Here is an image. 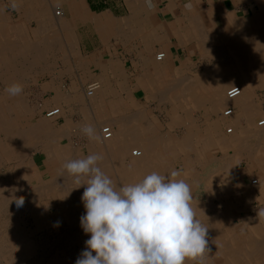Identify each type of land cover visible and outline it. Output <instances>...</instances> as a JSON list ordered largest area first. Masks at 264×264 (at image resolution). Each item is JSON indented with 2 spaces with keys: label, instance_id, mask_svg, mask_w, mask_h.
Instances as JSON below:
<instances>
[{
  "label": "rangeland",
  "instance_id": "obj_1",
  "mask_svg": "<svg viewBox=\"0 0 264 264\" xmlns=\"http://www.w3.org/2000/svg\"><path fill=\"white\" fill-rule=\"evenodd\" d=\"M53 5L57 6V4ZM4 6L7 8V12L10 14L11 10L8 7L7 0L4 1ZM16 17L17 16H15L14 18L16 19ZM55 22L58 21L55 20ZM31 23L32 22L26 23L29 29L22 31L25 32L26 35L28 34L30 43L27 48H25V46H22V43L20 44V46H14L16 45L14 41L16 39L14 38L12 33L8 36L5 34V37L0 40V56H2L1 52L3 53L7 50V48L9 50L16 49V54L22 52L20 48L25 50L29 49L28 55L34 58V64L36 67V78H30L29 80H27V82H25L27 84L25 85V87H23L22 94H20L19 96H10L6 95L5 91H3V88H1V70L3 64L1 65L0 60V115L5 116V118H3V121L4 123H6V128H12V121L17 120V114L20 115V121L18 122H22L21 124L24 125L22 126L23 128L25 127V129H28L31 126L34 127L35 124L34 130L36 134H34V137L32 138L35 140H33L31 144L28 143L24 147V151L26 150L25 155H29L30 162L36 163L35 169L39 178L37 180L33 179L30 182L36 189L35 194L38 193V197L35 194L34 196L30 192V195L27 194L26 186H28V182L22 181L20 176L15 173L14 148L6 146V142L4 140L6 133L4 132V130L1 131L0 129V188H2L0 190V201L2 202L0 203V236L2 234L1 237L4 238L1 239L0 237V246L2 245L0 247V264H75V261L80 257L81 253L86 250V241L90 238V234H85L83 228L81 227L80 217L82 216V214H76L75 212H73V214L70 215L69 205L74 201V199L75 202L79 201V198L81 197V190H83V188L85 187L81 186V189L80 184L77 185L76 180L72 181L74 183L70 182L71 179L69 177L72 176H67V178H64V180L60 179L61 182L59 181V179L58 182L56 180L57 184L59 182V184H63H58V187V185H56V182H54L55 180L52 178L54 176L51 171L57 172L59 168L60 171L65 170L63 168V165L60 164L62 163V161L57 158L59 157L58 155L61 156V154L59 153H64L68 155V157L70 156L71 160L87 157L89 146H91L92 143L101 141V137L99 134L100 127L110 125L114 131V135H117L120 130L123 129L119 126L124 123L123 121L128 120L129 115L132 117L129 118V120H131H128V123L125 124L124 129H126V134L139 141L142 140L146 145L148 143L150 153L148 152V155L145 157L146 161L143 165H141L140 170L138 168L135 171L133 170V172H131L129 176L127 174V176L129 177L128 181H126L127 184L121 183L122 181L118 177L119 172L116 173V171H114L115 168L113 169V185L117 189L125 185L134 184L133 181H131L132 175H134L133 178L136 176L137 179L140 176L139 180L136 179V182H140L145 176L151 174L152 172L169 176L173 170L178 171L180 175L178 177H175V179H183L190 185L191 194L193 196L191 204L196 205V219L203 223L201 221L202 219L211 218V221H215L216 223L212 225L213 227L210 225L209 227L213 229L214 225H217V227L221 229L222 235L228 236L229 234L234 235L235 233L240 236L241 233H246L252 236H256V229L254 228L253 224H251L250 222L245 223L244 225L241 224L243 223L242 220H244V218L249 219V217H246L248 216V214L250 215V218L257 217L256 209L258 208V206H260V203L256 198L253 200L246 199L245 202L243 200L244 203H240V200H238L234 195V197H232L231 199V196L227 194V191L232 186L236 187V184L240 183L242 174L244 176L243 179H247V177L250 179L255 175H263L264 177V168L263 170L262 168L260 170L259 167L253 168L252 166H250L252 163V156L254 158H263L262 160L264 161V133L260 135V140L252 135L253 132L257 129L263 130V128H258L255 125L259 119L264 117V86L254 87L255 93L253 96V110H255L254 112L257 113L252 121V124L248 125L249 123L246 122V115L237 106H223L222 104H218L215 101L214 103H212L205 99L203 100L199 98L200 95L195 96V93L193 91L194 88L192 87H195L196 84L200 83L201 81L210 82L211 80H215L214 77L216 74L215 70L213 71L214 73H211V77H207L208 75L205 74L206 72H208V70H210L209 68H214L213 65H215L216 59L211 51L203 50L202 46L200 45L201 41L205 44L211 45L212 42L210 41L212 40L207 37L199 38L198 31H192L193 33L189 41H182V45L185 44V46L183 50H179V58L177 61L172 62V64L169 65L156 62L154 59L150 65L147 64L148 67H153L145 68V70L142 72L143 77L139 79V86L141 87L139 89H136L134 85H131V65L127 63V61L124 62L123 58H120V60L112 63L111 71H109L108 73L103 72L100 74L94 73L98 72L97 70H95V68L94 70H89L88 63L85 60L83 62L82 72L78 62L68 61V63L66 64L64 62L65 60H62V56L66 58V56L73 54V52L69 47L59 45V42L57 43L56 38H58L57 40H59V36H61L58 27H54V30L50 31H40L37 27L38 25L36 24V22H33L32 24ZM203 24H205V26L208 28L205 29V32L207 34H210L213 31L215 32V30L218 31L219 28L217 27L220 26L216 24L210 25L208 24V22ZM248 24L249 26L252 25L251 28L256 27L251 23ZM10 36L13 38H11ZM38 46L40 51L37 50ZM68 59H70L69 56ZM73 65H78L80 71L82 72L79 77L83 83V86H86L90 82L94 81L100 83V89L93 98H86L82 92L81 87L76 88V91L72 93L69 87L70 81H72V79L70 78L59 79L58 85L60 91H62L63 94L60 95L61 101H64L63 104L49 99V95H45L44 98L40 97V95H37V93L41 89L39 88V90L38 88H36V86H38L39 84L44 85V83L49 82L54 73L71 75L72 70H75V67ZM64 67H68L67 70L69 71L66 72ZM183 72H185L186 75ZM161 75H163L162 78H160ZM86 76H91L92 78L89 79L87 77L88 79H86ZM185 76L190 77H188L186 80ZM180 78H183L184 80L182 79L183 81H180ZM176 79L180 80L177 81ZM175 82H180L179 84L181 85L183 84L182 87L180 85V88L179 84L177 86ZM193 82L196 83H194L195 86ZM157 85L161 86L158 87ZM169 86L170 88H167L168 91L165 90L166 87ZM171 86L174 88V90H171ZM232 86L235 85H229L224 88L223 96L225 98L226 91ZM159 88L162 90L164 88V91H160ZM186 88H188L189 91L185 92L184 89ZM158 90L160 91L159 95L157 94ZM162 92L165 94V98L162 95ZM159 96H161V98ZM156 97L161 100L158 101ZM19 98H21L22 100ZM162 98L164 99L162 100ZM193 99L196 100L194 101ZM13 100H17L18 102L15 101L14 103ZM69 102H71V105L69 104ZM166 105L168 108L166 107ZM12 106L15 108L9 109ZM72 106H74L75 108ZM229 106L234 109L233 114L230 113L232 109L228 111H222L224 108ZM51 107L61 108V113L59 112L58 114H56L53 119H47L44 117V115L46 110ZM59 116L60 118L57 119ZM46 119L51 122L49 123L48 129H45L47 127H44L47 123L45 122ZM148 123L150 124L149 127H147L149 125ZM97 124H100V126L97 127ZM87 125H91L95 128L96 135L100 137L99 140L90 139L86 134L82 132V128ZM229 126L233 128V132L231 134H227L225 132V129ZM52 134L58 137H54ZM145 137L147 138V140H145ZM148 138L151 140H148ZM4 142L5 144L2 146V143ZM46 145L49 147H46ZM254 145H257L255 146L256 148H253ZM117 146V144L113 145V151ZM132 148L140 149L137 146H134ZM250 148L253 150H251ZM109 149H111V147H109ZM45 150L47 152L49 151L48 153L50 154L54 152V154L56 153L58 155L57 157L55 155L52 156L54 157L53 159L51 155L48 154ZM230 153L233 156L230 155ZM238 153L241 155H239ZM113 157L108 158L107 156V161H110V159H114ZM215 157H218V160L214 159ZM219 157H221V159ZM129 158L130 156L125 159L126 168L130 167V163H132L131 158ZM210 167H212L211 169H215L211 171ZM209 173L213 174L214 176L212 175L210 177ZM206 175H208L209 177ZM205 176L208 178H206ZM217 176L219 178L218 181L215 180ZM55 178H57V176ZM73 179L75 178L72 177V180ZM67 180L69 181L66 182ZM83 180L84 179L81 180V183L86 182L85 180L83 182ZM210 181L213 183H211ZM48 182L50 183V185L48 184ZM214 182L221 183L222 186L224 185V188L221 191H210L211 185L215 184ZM51 183H55V185H52ZM45 185L49 186L50 189H47L46 192H43L44 190L41 189V186ZM75 185L77 186V188H80V190L77 189L79 191H76ZM7 186H13L12 189H15L14 192L20 190V195L18 193H14L11 187L7 188ZM52 186L56 188L54 189ZM3 189L4 191H2ZM9 189L11 190V192L9 191ZM258 191L259 190H257L256 194L259 197L257 198H260L264 201V193ZM75 194L78 196V198ZM21 196L24 197V204L22 207H17L15 199ZM30 199L35 200L33 204L34 206L32 205L33 201ZM61 202L63 204L67 203L68 205H61V207L59 208L58 205ZM202 215L206 216L202 217ZM57 221L60 222L59 227H54V224ZM258 222L264 223V219H261L260 217ZM12 227H14L13 230L11 229ZM17 229H19L20 231ZM213 231L214 230H212V234ZM16 235L19 237L18 240L20 242L16 240L19 244H16L17 242H15V237H17ZM69 238L72 240L71 245L70 242H68L70 241ZM236 241L237 243L240 242V237L237 238ZM67 243H69L70 246H73H65L68 245ZM234 245L235 246H233V248L237 249V245ZM67 247L68 249H70L69 251H67ZM71 250L72 253L70 252ZM20 253L22 254L21 256ZM68 254L70 255L68 256ZM214 254V252L211 253L209 250L206 251L203 256L202 264H210L218 259V257L222 258V255ZM187 263L199 264L198 261L185 260L184 264Z\"/></svg>",
  "mask_w": 264,
  "mask_h": 264
},
{
  "label": "crops",
  "instance_id": "obj_2",
  "mask_svg": "<svg viewBox=\"0 0 264 264\" xmlns=\"http://www.w3.org/2000/svg\"><path fill=\"white\" fill-rule=\"evenodd\" d=\"M0 1V40L5 34L8 36L12 33L17 40H14L15 46L22 43L27 48L30 43L28 34L22 32L29 29L26 23L36 22L39 30L46 31L58 26L61 36L56 41L73 52L68 55L70 59L62 56L66 64L68 61L78 62L83 72L82 62L86 60L88 69L95 68L98 72L94 73L100 74L111 71L112 63L123 58L124 62L131 65V85L136 89L141 87L139 79L143 77L142 72L148 67L147 64L153 62L156 54L165 53L166 58L162 61L164 64L170 65L178 60V52L185 46L182 41L190 40L192 31L201 25L199 22L220 25L217 27L219 29L233 30L245 22L253 23L264 12V0H151L152 7H149L147 0H45L48 4L44 0H7L11 10L9 14L4 6L5 0ZM11 3H15L17 7L13 9ZM188 3L191 4V9L184 7ZM53 4H57L61 11L59 22H55L50 17L51 13H48ZM20 50L22 52L16 54V49L7 48L1 53L0 59L4 58L1 88H4L6 95H9L6 92L9 86L19 84L23 88L27 80L36 78L35 60L28 55L29 49ZM73 66L75 70H72L71 75L54 73L49 82L36 86L41 89L37 95L43 98L49 95V99L63 104L60 97L63 94L58 85L60 78L72 79L73 82L70 81L69 84L71 91L75 92L76 88L81 87L83 92L85 86L79 77L82 72L78 65ZM22 68L25 71L19 72ZM64 69L69 71L68 67ZM87 77L92 78L86 76V79ZM14 108L12 106L9 109ZM59 118L60 116L57 119ZM214 183L210 191H221L224 188V185Z\"/></svg>",
  "mask_w": 264,
  "mask_h": 264
},
{
  "label": "bare ground",
  "instance_id": "obj_3",
  "mask_svg": "<svg viewBox=\"0 0 264 264\" xmlns=\"http://www.w3.org/2000/svg\"><path fill=\"white\" fill-rule=\"evenodd\" d=\"M45 1V0H44ZM1 2V1H0ZM47 3V1H45ZM40 3H44L43 1ZM12 4V3H11ZM48 4V3H47ZM41 5V4H40ZM27 6V5H26ZM52 6V5H51ZM66 6V5H65ZM1 7V5H0ZM27 8V7H26ZM51 9V8H50ZM137 9V8H136ZM149 9V8H148ZM147 9V10H148ZM3 10V9H2ZM158 11V10H157ZM208 12H209V9H208ZM48 13H51L50 17L54 15V20H57L58 22L60 21V15H61V11L60 9L58 8V6H52V9L48 12ZM152 14V12H151ZM198 14V12H197ZM5 15V14H4ZM197 16V15H195ZM148 17V16H147ZM194 17V16H193ZM21 19V18H20ZM251 19V18H250ZM8 20V19H7ZM18 20V19H17ZM32 20V19H31ZM199 20V19H197ZM6 21V20H5ZM11 21V20H10ZM191 21H192V18H191ZM3 22V21H2ZM66 22V21H65ZM193 22H196L195 20ZM198 22V21H197ZM237 22V21H236ZM8 23V22H7ZM12 23V22H11ZM43 23V21H42ZM188 23V22H187ZM248 23H251L253 24L254 26H256L255 28H251L252 25L249 26ZM10 24V22H9ZM40 24V23H39ZM199 24H201L200 26L197 27V25H195L197 27V29L195 28L194 32L195 31H198V36L199 38H202V37H207L209 39H211L212 42L211 45H208V44H205L203 43L202 41L200 42L203 50H206V51H211L212 54L215 56V59H216V63L214 66V68H209L210 70H208V72H206L205 74H207L208 76L207 77H211V73H214L213 71L215 70V80H211L210 82H204V81H201L200 83L196 84L195 82H193L194 86L195 87H192L194 88V93H195V96H199V98L201 99H205L207 101H210L212 103L217 102L218 104H222L223 106L224 105H235V107L237 106L247 117V123H249L248 125H251L252 124V121L254 119V117L256 116V113L257 112H254L255 110H253V103H254V93H255V89L254 87H262L264 86V12H262L257 18L256 20L252 23V22H245L244 24L240 25L239 27H237L236 29H229V30H226V29H219L218 31L215 30V32H211L210 34H207L205 31V29H208L205 24L199 22ZM211 24V23H210ZM51 25V24H50ZM65 25V24H64ZM186 25V24H185ZM30 26V25H29ZM53 26V25H51ZM156 26V24L154 25ZM159 26V25H158ZM253 26V27H254ZM38 27V26H37ZM58 27V26H57ZM65 27V26H64ZM157 27V26H156ZM162 27V26H161ZM52 28V27H51ZM163 28V27H162ZM53 29V28H52ZM214 29V28H213ZM48 30V29H47ZM59 30V29H58ZM41 31V30H40ZM44 31V30H43ZM50 31V30H48ZM71 31V30H70ZM158 32V31H157ZM159 33V32H158ZM44 34V33H42ZM47 34V33H45ZM195 35V33H194ZM42 36V35H41ZM44 36V35H43ZM189 36V35H188ZM11 37V36H10ZM16 37V35H15ZM185 37V36H184ZM195 37V36H194ZM1 38V37H0ZM13 38V37H11ZM17 38V37H16ZM191 38V36H190ZM18 39V38H17ZM179 39V38H178ZM20 40V39H19ZM187 40V39H186ZM134 41V40H133ZM17 42V40H16ZM35 42V41H34ZM199 42V41H198ZM58 43V41H57ZM43 44V43H42ZM23 45V44H22ZM15 46V45H14ZM31 46V45H30ZM184 48V47H183ZM200 48V47H199ZM32 49V48H31ZM11 50V49H10ZM35 50V48H34ZM37 50H39V46L37 47ZM40 51V50H39ZM42 51V50H41ZM226 51V52H225ZM129 52V51H128ZM2 53V52H1ZM25 53V52H24ZM36 53V52H35ZM40 53V52H39ZM163 53V52H162ZM29 54V53H28ZM161 53H158L155 55V61L156 62H160L162 63V61L166 58V55L165 53L164 56L161 58V59H158V55H160ZM17 56V55H16ZM1 58V56H0ZM39 58V57H38ZM193 58V57H192ZM4 58L0 59L1 60V65L3 64V60ZM208 59V58H207ZM202 60V59H201ZM200 60V61H201ZM97 61V60H96ZM203 61V60H202ZM213 61V59H212ZM197 62V61H196ZM83 63V62H82ZM164 63V62H163ZM200 64V63H199ZM213 64V63H212ZM48 65V64H47ZM34 66V65H33ZM153 66H150L149 68H151ZM210 67V66H208ZM161 68V67H160ZM43 69V68H42ZM166 69V68H165ZM191 69V68H190ZM193 70V69H192ZM21 71H25V68H22V70H20L19 72ZM151 71V70H150ZM160 71V70H159ZM168 71V70H166ZM165 71V72H166ZM198 71V70H197ZM3 72V70H2ZM4 73V72H3ZM185 73V72H183ZM198 73V72H197ZM168 74V73H167ZM173 74V73H172ZM184 75V74H183ZM186 75V73H185ZM153 77V76H152ZM163 75L160 76V78H162ZM172 77V76H171ZM183 77V76H182ZM186 77V80L188 77L190 76H185ZM218 77V79H217ZM213 78V79H214ZM168 79V78H167ZM174 79V77H173ZM181 79V80H180ZM179 80L180 81H183L184 79L183 78H180ZM183 79V80H182ZM191 79V78H189ZM177 80V79H176ZM177 80V81H179ZM247 80H251V81H247ZM200 81V80H198ZM27 82V81H26ZM92 83V82H90ZM89 83V84H90ZM94 83L97 84V88L95 89V91L93 92V94L91 96H88L87 95V92L85 90V88L83 89V94L85 95L86 98L90 99V98H93L96 93L99 91L100 89V83L99 82H96L94 81ZM180 83V82H179ZM177 82H175V84H178ZM163 84V83H162ZM161 84V85H162ZM159 85V86H161ZM181 84H179V87H180ZM183 85V84H182ZM181 85V87H182ZM229 85H235V86H232L231 88H229L227 91H226V98L223 96V91H224V88L229 86ZM158 86V85H157ZM158 86V87H159ZM175 86V87H177ZM63 87V86H62ZM154 87V86H153ZM163 87V86H162ZM172 87V86H171ZM180 87V88H181ZM187 87V86H185ZM238 88L240 90V93L239 95H237L236 97L234 98H229L228 96V91L232 88ZM6 88V87H5ZM167 88H170L169 87H166L165 90H167ZM184 88V87H183ZM190 88V87H189ZM4 89V88H3ZM64 89V88H63ZM160 89V88H159ZM187 89V90H186ZM184 89L185 92L186 91H189L188 88ZM191 89V88H190ZM264 89V88H263ZM32 90V89H31ZM65 90V89H64ZM162 89H160L161 91ZM171 90H174V88L172 87ZM261 90V89H260ZM258 90V91H260ZM159 90L157 91L158 95H159ZM164 91V88L163 90ZM168 91V90H167ZM180 91V90H179ZM262 91V90H261ZM3 92V91H2ZM1 92V93H2ZM73 92V90H72ZM173 92V91H172ZM184 92V93H185ZM67 93V92H66ZM167 93V92H166ZM183 93V94H184ZM68 95V94H66ZM162 95L164 96L165 98V94L162 92ZM25 97V96H24ZM69 97V96H68ZM161 98V96H159ZM261 97V96H260ZM157 98V97H156ZM162 98V100L164 99ZM198 98V99H199ZM21 99V98H19ZM158 99V98H157ZM197 99V100H198ZM22 100V99H21ZM161 100V99H160ZM158 99V101H160ZM172 100V99H171ZM194 101L196 99H193ZM36 101V100H35ZM174 101V100H173ZM15 102V101H14ZM18 102V101H16ZM105 102V101H104ZM26 104V103H24ZM33 104V103H32ZM37 105V104H36ZM39 105V104H38ZM34 106V105H33ZM77 106V105H76ZM160 106V105H159ZM165 106V104H164ZM163 106V107H164ZM188 106V105H187ZM261 106V105H260ZM74 107V106H72ZM167 107V105H166ZM262 107V106H261ZM31 108V106H30ZM35 108V107H34ZM37 108V107H36ZM75 108V107H74ZM86 108V107H85ZM89 108V107H88ZM168 108V107H167ZM77 109V108H76ZM232 109V111H230V113L233 114V111L234 109L229 106V107H226L224 108L222 111L224 110H230ZM54 111V110H57V113H54L52 116H48L47 115V112H50V111ZM221 110V109H220ZM23 111V110H22ZM61 113V108H51L49 110H47L45 112V115L44 117L47 118V119H53L56 114L58 113ZM182 112V111H181ZM137 113V112H136ZM132 114V113H130ZM259 115V113H258ZM19 114H17V120H13L12 121V128H6V123H4V119L5 116H1L0 115V129L1 131L4 130V132L6 133L5 135V142H6V146L7 147H12L14 148V159H15V173H17L20 178L22 179V181H27L28 182V186H26V189H27V194H29V192L31 194H35V188L33 187V185L31 184V180L33 179H38V175H37V171L35 169V164L33 162H30V157L29 155H25V152L26 150L24 151V147L29 143L31 144L33 142V140L35 139H32L34 137V134L35 133V130H34V127H35V124H34V127H29L28 129H25V127L23 128L22 126H24L23 124H21L22 122H18L20 121L19 119ZM261 116V115H260ZM127 117V116H126ZM132 116L129 115V118H131ZM213 117V116H212ZM262 117V116H261ZM121 118V117H120ZM123 118V117H122ZM128 118V120H129ZM45 122H47L45 124L44 127H47L45 129H48L49 127V120H47ZM113 119V118H112ZM127 119V118H126ZM242 119V118H241ZM128 120L126 121H123L124 123L122 124L121 122V129L120 132L117 134V135H114V131L112 129V127L110 125H106V126H102L100 127L99 129V134H100V137H101V141L99 142H95V143H92L91 146H89L88 150V155L90 154H100L103 159L98 161L97 162V166H99L101 168V170L112 180L113 182V169L115 168L114 171L119 172V175L118 177L120 178V180L122 181L121 183H124V184H127L126 181H128V176L131 174V172H133V170L135 171L136 169L139 168L140 170V167L141 165H143L146 161L145 157L148 155V152H149V146H148V143L147 145L145 144V142H143L142 140H137L135 138H133L132 136H128L125 132L126 129H124L125 127V124L128 123ZM131 120V119H130ZM129 120V121H130ZM226 120V119H225ZM193 121V120H192ZM134 122V121H133ZM242 122V121H241ZM15 123V124H14ZM41 123V122H40ZM103 123V122H102ZM147 123V122H146ZM101 124V123H100ZM100 124H97V127L100 126ZM149 124V123H148ZM147 124V125H148ZM207 124V123H206ZM232 124V123H231ZM243 124V123H242ZM150 124L147 126L149 127ZM233 126V125H232ZM256 127L258 128H263L264 130V117L259 119L257 122H256ZM42 127V126H41ZM135 127V126H134ZM5 128V129H4ZM104 128H109V131H110V134L111 136L106 138L104 136V133H103V129ZM136 128V127H135ZM36 129V128H35ZM151 129V128H150ZM132 130V129H131ZM226 133L227 134H231L233 132V128L232 127H227L225 129ZM263 130L261 129H257L256 131L253 132V136L254 137H257L258 140L260 135H262ZM45 131V130H44ZM43 131V133H44ZM40 132V131H39ZM178 132V131H177ZM239 132V131H238ZM41 133V132H40ZM55 133V132H53ZM2 135V134H1ZM54 136V134H52ZM154 136V135H153ZM52 137V136H51ZM54 137H58V136H54ZM148 137V136H147ZM152 137V136H151ZM146 138V137H145ZM229 138V137H228ZM247 138V137H246ZM47 139H50V138H47ZM53 139V138H52ZM140 139V138H139ZM242 139V138H241ZM256 139V138H255ZM264 139V138H263ZM55 140V139H54ZM120 140V141H119ZM147 140V138L145 139ZM148 140H151L148 138ZM45 141V140H44ZM48 141V140H47ZM50 141V140H49ZM255 141V140H254ZM2 143V146L5 144ZM42 142V141H41ZM120 142V143H119ZM241 142V141H240ZM253 142V141H252ZM256 142V141H255ZM38 144V143H37ZM48 144V143H47ZM117 144L118 146L114 149L113 151V145ZM153 144V143H152ZM217 144V143H216ZM255 144V143H254ZM257 144V143H256ZM264 144V143H263ZM150 145V144H149ZM199 145V144H198ZM230 145V144H229ZM259 145V144H258ZM261 145V144H260ZM34 146V145H33ZM44 146V145H43ZM134 146H137L139 147L140 149H133L132 147ZM175 146V145H174ZM228 146V145H227ZM232 146V145H231ZM255 146L257 145H254L253 148H256ZM32 147V146H31ZM46 147H49L46 145ZM109 147H111V149H109ZM152 147V146H151ZM263 148V147H262ZM162 149V148H161ZM171 149V148H170ZM228 149V148H226ZM241 149V148H240ZM251 149V148H250ZM261 149V148H260ZM12 150V149H11ZM48 150V149H47ZM148 150V151H147ZM166 150V149H165ZM214 150V149H213ZM253 150V149H251ZM256 150V149H255ZM254 150V151H255ZM46 151V150H45ZM151 151V150H150ZM163 151V150H162ZM198 151V150H197ZM237 151V150H236ZM37 152V151H36ZM47 152V151H46ZM49 152V151H48ZM47 152V153H48ZM29 153V152H28ZM139 153V154H137ZM150 153V152H149ZM255 153V152H254ZM27 154V153H26ZM46 154V153H45ZM50 154V153H48ZM47 154V155H48ZM61 154L58 155V154H54V152H52L50 155L51 157L52 156H56L57 155L59 157H57L59 160L62 161V164L67 162L68 160H71V157L69 158L68 155L64 154V153H59ZM239 154V153H238ZM252 154V153H251ZM87 155V156H88ZM230 155H232L230 153ZM241 155V154H239ZM256 155V154H254ZM107 156L108 158H113L114 159H110V161H107ZM130 156L131 158V161L132 163H130V167H125V159ZM233 156V155H232ZM231 156V157H232ZM244 156V155H243ZM201 157V156H200ZM222 157V156H221ZM221 157H219L221 159ZM47 158V157H46ZM54 159V157H52ZM129 158V159H130ZM224 158V157H223ZM233 158V157H232ZM9 159V158H8ZM214 159H217L218 160V157L214 158ZM229 159V158H228ZM263 159V158H262ZM261 158L259 157H253L252 156V163L250 166H252L253 168H258L261 170H263L264 168V161L262 160ZM27 160V161H26ZM45 160V159H44ZM13 161V160H12ZM213 161V160H212ZM233 161V160H231ZM250 161V159H249ZM9 162V161H8ZM218 162V161H217ZM221 163V162H220ZM212 164V163H211ZM225 164V163H224ZM129 166V164H128ZM222 166V165H221ZM161 167V166H160ZM196 167V166H195ZM204 168V167H203ZM212 167H210L211 169ZM225 168V166H224ZM56 169V168H55ZM207 169V168H206ZM215 169V168H213ZM211 169V171L213 170ZM51 171V170H50ZM224 171V170H223ZM164 172V171H163ZM204 172V171H203ZM215 172V171H214ZM222 172V171H221ZM249 172V171H248ZM14 173V175H15ZM53 173V176L52 177L56 182H58V179L60 181V179H63L64 178H67V176H72L70 175L67 170H63V171H60V168L59 170H57V172H52ZM161 173V172H160ZM213 173V172H212ZM218 173V172H217ZM128 174V176H127ZM159 174V173H158ZM163 174V173H162ZM211 174V173H209ZM230 174V173H229ZM9 175V174H8ZM7 176V175H6ZM12 176V175H11ZM57 176V178H55ZM134 175H132V180L133 183H138L136 182L137 180L140 179V176L137 177L135 176L133 178ZM208 176V175H206ZM205 176V177H206ZM229 176V175H228ZM249 176V175H248ZM260 176V178H259ZM259 176H253L252 178H248L247 179H243V174H242V178L240 180V183L239 184H236V187L232 186L231 188L228 189L227 191V194L231 196V199L232 197H236L238 200H240L239 202L240 203H244L246 199H257L258 202L260 203V206H258V208L256 209V218H250V215L248 214V216L246 217H249V219L247 218H244L243 223L241 225H244L245 223H248L250 222L251 224H253L254 228L256 229L255 233H256V236H252L250 234H246V233H241L240 236H238L237 234L234 233V235L232 234H229L228 236L227 235H222V232H221V229H219L217 227V225H214V228L211 229L210 226H212L214 223H216L215 221H211V218H204L202 219L201 221L203 222V226L207 227L208 228V233H207V236H206V239L208 241V249L211 253H215L216 255H222V258H219L216 259L213 263H210V264H264V223H259V219L261 217V219H264V216H258V211L259 210H262L264 209V201L260 198H257L259 197L256 193H257V190H259L260 192H263L264 193V177L263 175H259ZM73 177V176H72ZM72 177H69L71 179L70 182L72 181H75V179L72 180ZM193 177V176H191ZM209 177V176H208ZM206 177V178H208ZM11 178V177H10ZM117 178V177H116ZM230 178V177H229ZM239 178V177H238ZM52 179V181H53ZM69 179V180H70ZM83 179V178H82ZM118 179V178H117ZM137 179V180H136ZM142 179V178H141ZM189 179V178H188ZM218 176L217 178L215 179L216 181H218ZM12 180V179H11ZM66 180V179H65ZM69 180H67L66 182H68ZM229 180V179H228ZM6 181V180H5ZM13 181V180H12ZM47 181V180H46ZM118 181V180H116ZM192 181V180H191ZM225 181V180H224ZM43 182V181H42ZM56 182V185H58ZM69 182V183H70ZM84 182V180H83ZM211 182V181H210ZM221 182V181H220ZM18 183V182H17ZM53 183V182H52ZM51 183V184H52ZM63 183V182H62ZM74 183V182H72ZM120 183V184H121ZM205 183V182H204ZM213 183V182H211ZM226 183V182H225ZM5 184V183H4ZM14 184V183H13ZM48 184L50 185V183L48 182ZM201 184V183H200ZM199 184V185H200ZM221 184V183H220ZM10 185V184H9ZM19 185V184H17ZM52 185H55L52 184ZM59 185H63V184H59ZM58 185V187H59ZM78 185V183H77ZM5 186V185H4ZM3 186V187H4ZM16 186V185H15ZM22 186V185H21ZM20 186V187H21ZM24 186V185H23ZM66 186V185H65ZM72 186V185H71ZM228 186V185H227ZM11 186H7V188H10ZM13 187V186H12ZM11 187V189H12ZM53 187V186H52ZM69 187V186H67ZM76 187V191H79L80 188L75 185ZM83 187V186H82ZM81 187V189H82ZM84 187H86L84 185ZM119 187V186H118ZM208 187V186H206ZM54 188V187H53ZM56 188V187H55ZM54 188V189H55ZM72 188V187H70ZM197 188V187H196ZM203 188V187H202ZM2 188H0L1 190ZM19 189V188H18ZM41 189L44 190L43 192H46L47 189L49 190L50 187L45 185V186H41ZM79 189V190H77ZM13 190V189H12ZM4 191V189L2 190ZM9 191L11 192V190L9 189ZM15 191V189L13 190V192ZM23 191V190H21ZM63 191V190H62ZM83 191H84V188L83 190H81V197H82V194H83ZM204 191V190H203ZM258 191V192H259ZM41 192V191H40ZM42 192V194H43ZM56 192V191H55ZM59 192V190H58ZM75 192V191H74ZM14 193H18L20 195V190L17 192H14ZM48 193V192H47ZM73 193V192H72ZM241 193V194H240ZM38 193H36L35 195L37 196ZM70 194V193H69ZM79 194V193H78ZM194 194V193H193ZM32 195V196H33ZM34 195V196H35ZM76 195V194H75ZM234 195V196H233ZM243 195V196H242ZM47 196V194H46ZM38 197V196H37ZM76 197L78 198V196L76 195ZM80 197V198H81ZM200 197V195H199ZM33 198V197H32ZM80 198H79V201L75 202V199L73 202H71V204L69 205V213L70 215L73 214V212H75L76 214L77 213H80L82 215L85 214V208H84V205L82 203V201H80ZM244 198V199H243ZM12 199V198H11ZM15 199V198H14ZM34 199V198H33ZM73 199V198H72ZM13 200V199H12ZM32 200V199H30ZM70 200V199H69ZM204 200V199H203ZM237 200V201H238ZM244 200V202H243ZM28 201V200H27ZM32 205L34 204V201L35 200H32ZM5 202V201H3ZM7 202V201H6ZM26 202V201H25ZM0 203H2L0 201ZM14 204V202H13ZM26 204V203H25ZM246 204V203H245ZM10 205V204H9ZM61 205H65L67 206L68 204L67 203H60L58 205V207L60 208ZM257 205V204H256ZM262 205V206H261ZM4 206V205H2ZM34 206V205H33ZM57 206V205H56ZM64 206V207H65ZM192 208L194 209V211L196 210V205L195 204H191ZM207 206V205H206ZM218 206V205H217ZM6 207V206H5ZM257 207V206H256ZM4 208V207H3ZM209 208V207H208ZM218 208V207H217ZM252 208V207H251ZM250 208V209H251ZM255 208V206H254ZM7 209V208H6ZM5 209V210H6ZM18 209V208H17ZM198 209V208H197ZM210 209V208H209ZM220 209V208H219ZM218 209V210H219ZM234 209V208H233ZM254 210V209H252ZM4 211V210H2ZM12 211V210H11ZM51 211V210H50ZM213 211V210H212ZM222 211V210H221ZM19 212V211H18ZM211 212V211H210ZM223 212V211H222ZM225 212V210H224ZM4 213V212H3ZM6 213V212H5ZM49 213V212H48ZM52 213V212H51ZM251 213V212H250ZM1 214V213H0ZM4 215V214H3ZM224 215V214H223ZM227 215V214H226ZM14 216V215H13ZM203 216H206V215H202ZM254 216V215H253ZM1 217V216H0ZM255 217V216H254ZM259 217V218H258ZM14 218V217H13ZM197 218V217H196ZM223 218V217H222ZM221 218V219H222ZM217 219V218H216ZM1 220V219H0ZM7 220V219H5ZM4 220V221H5ZM9 220V219H8ZM224 220V219H223ZM234 220V219H233ZM3 221V222H4ZM26 221V220H25ZM211 221V222H210ZM16 222V221H15ZM2 223V222H1ZM221 223V222H220ZM8 224V223H7ZM263 224V225H262ZM10 225V224H9ZM12 225V223H11ZM14 226V225H13ZM18 226V225H17ZM6 227V226H5ZM19 227V226H18ZM213 227V226H212ZM217 227V228H216ZM241 227V226H240ZM3 228V227H1ZM14 227H12L11 229L13 230ZM244 228V226H243ZM22 229V228H20ZM218 229V230H217ZM6 230V229H5ZM19 230V229H17ZM212 230L213 231V234H212ZM7 231V230H6ZM20 231V230H19ZM1 232V231H0ZM3 232V231H2ZM13 232V231H12ZM11 232V233H12ZM224 232V231H223ZM16 233V232H15ZM226 233V232H224ZM227 234V233H226ZM8 235V234H7ZM2 236V234H1ZM0 236V237H1ZM15 236V235H14ZM13 236V237H14ZM17 236V235H16ZM12 237V238H13ZM60 237V236H59ZM240 237V242L237 243L236 239ZM3 237H1L2 239ZM4 239V238H3ZM19 237H15V242H17L16 240H18ZM228 239V240H227ZM56 240V239H55ZM70 241V245H71V241L73 240V237H72V240L69 238ZM1 241V240H0ZM19 241V240H18ZM3 242V241H2ZM20 242V241H19ZM232 242V243H231ZM5 243V242H4ZM3 244V243H2ZM16 244H19L18 242ZM65 244V243H64ZM68 245H65V246H69V247H72L69 245V243H67ZM234 244L237 245V249H234L233 246H235ZM239 245V247H238ZM2 246V245H1ZM0 246V247H1ZM75 248V247H74ZM241 248V250H240ZM68 249V247H67ZM70 249H68L67 251H69ZM23 252V251H22ZM72 253V250L70 251ZM44 253V252H43ZM48 254V253H47ZM67 254V253H66ZM75 254V253H74ZM214 254V255H215ZM22 254L20 253V256ZM24 255V254H23ZM45 255H46V252H45ZM44 255V256H45ZM70 254H68L69 256ZM238 259H237V257ZM24 257V256H23ZM213 257V256H212ZM224 257V258H223ZM73 258V257H72ZM75 258V257H74ZM76 259V258H75ZM26 261V260H25ZM208 261V260H207ZM67 262V261H66ZM188 262V261H187ZM34 263V262H33ZM188 264V263H187ZM190 264V263H189Z\"/></svg>",
  "mask_w": 264,
  "mask_h": 264
},
{
  "label": "clouds",
  "instance_id": "obj_4",
  "mask_svg": "<svg viewBox=\"0 0 264 264\" xmlns=\"http://www.w3.org/2000/svg\"><path fill=\"white\" fill-rule=\"evenodd\" d=\"M147 2L153 6L151 0ZM16 7L13 3L12 8ZM184 7L191 9V4ZM238 91L234 88L232 94ZM6 92L18 96L23 88L13 84ZM82 132L90 139H100L91 125ZM102 159L100 154H90L63 164L80 187L86 185L81 197L86 211L80 224L90 238L75 264H184L185 260L202 264L209 250L208 228L195 218L190 185L175 179L180 173L152 172L138 183L117 189L97 166ZM82 178L86 182L81 183ZM15 203L22 207L24 197L16 198ZM258 216H264V209ZM59 224L57 221L54 227Z\"/></svg>",
  "mask_w": 264,
  "mask_h": 264
},
{
  "label": "built area",
  "instance_id": "obj_5",
  "mask_svg": "<svg viewBox=\"0 0 264 264\" xmlns=\"http://www.w3.org/2000/svg\"><path fill=\"white\" fill-rule=\"evenodd\" d=\"M164 56V54L163 53H161L160 55H158V59H161L162 57ZM97 88V84L96 83H94V82H92V83H90V84H88L87 86H86V88H85V90H86V92H87V95L88 96H91L92 94H93V92L95 91V89ZM236 88V87H235ZM236 89H238V88H236ZM233 90H234V88H232V89H230L229 91H228V96H229V98H234V97H236L237 95H239V93H240V90L238 91V92H236V94H232L233 93ZM54 113H57V110H52V111H50V112H47V115L50 117V116H52ZM103 133H104V136L106 137V138H108V137H110L111 136V134H110V131H109V128H104L103 129ZM137 154H139V153H137Z\"/></svg>",
  "mask_w": 264,
  "mask_h": 264
}]
</instances>
